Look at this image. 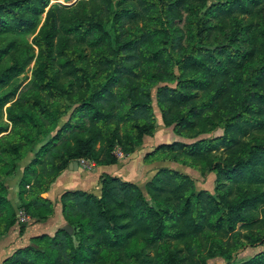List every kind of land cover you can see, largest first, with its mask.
<instances>
[{
	"label": "trees",
	"instance_id": "1",
	"mask_svg": "<svg viewBox=\"0 0 264 264\" xmlns=\"http://www.w3.org/2000/svg\"><path fill=\"white\" fill-rule=\"evenodd\" d=\"M51 1L59 0H0V34H35L48 7L30 44L10 40L0 47V63L14 57L3 67L0 84L34 59L26 86L34 96L7 110L14 137L0 145V170L12 166V154L22 158L39 134L55 127L67 104L76 107L43 147L45 176L35 175L39 184L82 158L98 166L137 162L140 144L155 133L152 89L164 83L155 101L165 126L174 123L178 134H223L163 143L160 149L186 150L202 165L200 174L206 168L219 185L198 188L191 175L169 166L158 167L142 185L102 173L99 197L69 187L61 193L65 213L72 210L84 222L82 229L90 230L77 249L69 233L58 230L50 238L36 237L51 248L40 251L34 243L6 264H85L103 250L120 251L114 264H206L214 256L229 260L263 245L264 171L256 168L264 170V0L208 6L207 0H78L71 6ZM13 96L14 91L0 97V108ZM115 145L122 159L114 156ZM218 150L227 160L214 157ZM151 155L143 161L150 163ZM159 174L170 176L161 193L169 185L174 195L155 210L143 194L153 191ZM224 180L231 184L226 187ZM33 193L34 207L51 206L47 195ZM25 207L35 216L29 202ZM2 223L8 229L12 222L6 216ZM138 234L156 248L153 255L127 248ZM241 264H264V251Z\"/></svg>",
	"mask_w": 264,
	"mask_h": 264
},
{
	"label": "rangeland",
	"instance_id": "2",
	"mask_svg": "<svg viewBox=\"0 0 264 264\" xmlns=\"http://www.w3.org/2000/svg\"><path fill=\"white\" fill-rule=\"evenodd\" d=\"M78 0H59V1H51L50 5L54 3H60L62 5L71 6L74 5ZM218 0H207L206 6L210 5L211 3L217 2ZM48 7L44 9V12L40 16V22L36 29L38 32L40 26L43 24L46 16V11ZM204 8L202 9V11ZM35 32V34H36ZM35 34H25V33H16L10 32L5 34H0V47L6 45L10 40H15L19 43L24 42L30 44L32 38ZM36 53V50H35ZM16 56H19L18 54ZM12 60H14L12 56H5L3 61L0 63V75L2 73L3 67L10 65ZM34 65V59L24 68V70L13 77L5 84H0V97L4 96L6 93L14 91V96L7 102L2 108H0V129L4 130L0 132V145L6 144L7 146L13 139L14 127L11 121L7 118V110L13 103H19L25 101L26 99L33 97L34 93H29L27 89V85L32 78V70ZM66 81V79L64 80ZM164 85V83L158 84L156 87L152 89V107L155 117V133L152 136H147L144 138L142 143L140 144L139 148L142 150V160L139 162L137 174L132 175L130 178L132 181H138L142 185L143 181L152 175H156L158 172L156 169L160 166H169L170 168H175L180 171L186 172L192 176L195 180V184L198 188H205L208 190H212L213 187L219 185V183L213 180L214 174H206L208 171L206 168L203 171L204 174H200V168L202 167L201 164L187 156L186 150H178V151H165L160 149L163 143H172L174 141H178L181 143H188L193 140L203 139V138H211L216 137L223 134L222 129H217L210 133H185V134H178L174 131V123L165 126L163 124V117L162 111L159 108L158 104L155 101V93L159 86ZM169 86H175L174 84H167ZM76 105L67 104V106L63 109V112L57 119V125L51 128L46 133H41L37 136V140L32 144L29 151H27L22 158H16L15 154H12L11 160V167L10 166H3L0 170V183L3 184L4 189L0 188V197H1V206H0V240L7 239L10 237L13 239L12 244L8 247H5V255L0 258V264H6L5 260L9 257H12L15 252L25 247H30L34 243H39L37 248L40 251L45 250L44 247L51 248L49 241L43 242L44 240L37 239L36 237H41L46 235L47 237H53L58 230H63L68 232L67 230L63 229V227L67 226L71 229L69 233L71 237V243L73 249H77L78 246L81 245V239L84 235L90 233L88 228H83L84 222L78 219L77 215H74L71 212L67 215L68 212L63 208V201L61 200V193L65 190L63 187L56 186V181L61 176L68 175L70 170L68 168L63 169L55 174V176L51 179H46L45 183L39 184L36 181L35 175H43L45 173L42 171V164L40 160L44 156L43 147L44 145L49 142L59 127L65 123ZM187 135V136H184ZM99 146V143L96 147ZM41 151V152H40ZM152 153L149 156L148 160L150 163H146L143 161L144 155ZM113 154L116 159H122L125 155L120 151L119 146L115 145L113 149ZM214 157H220L219 160H227L225 158L226 154L223 151H215L213 153ZM73 163H71L72 165ZM70 165V167H71ZM78 169H92L97 167V162L93 160L82 158L78 160ZM145 165V166H144ZM69 167V166H68ZM69 167V168H70ZM144 168L147 169L146 175L142 174ZM258 171H264L261 166H257L256 168ZM201 171V170H200ZM111 175V174H109ZM111 176H118V175H111ZM120 177V176H118ZM169 174H159L155 183V186H152L153 191L148 190V192H144L143 189V201L150 207H153L155 210H161L165 208V203L170 202L168 197L174 195V191H172L173 187H167L161 193L160 189L168 184ZM150 179V178H149ZM148 179V180H149ZM24 181L26 183H24ZM231 182V181H230ZM229 181L224 180L223 183H227L226 187H228L231 183ZM230 183V184H229ZM241 184H249L243 181ZM35 185L34 189L32 186ZM56 186V187H55ZM251 186V185H250ZM253 186V185H252ZM59 189H58V188ZM170 188V191L168 190ZM264 189V187H261ZM58 189V190H57ZM74 189H83L89 190L86 187L78 186ZM33 190L42 193L41 195H47L46 198H49L51 201L50 207H34V193ZM101 185L96 184L93 188L89 191L95 194L96 196H100ZM165 191L170 192L169 194L165 195ZM30 203V212H33L35 216H30L27 213L25 203ZM38 208L40 209V213L43 212L45 215L44 218L39 216ZM259 210V208H258ZM7 217H9V221L12 222L11 226L8 229H4V224L2 221ZM24 225V230L21 231L20 228ZM9 239V238H8ZM178 240L170 241V244H173ZM165 242L161 240L160 243ZM180 246V243L178 242ZM75 247V248H74ZM77 247V248H76ZM129 250L133 252H148L149 255H153L156 251V248L153 247L151 244L145 243L143 241L142 235L138 234V236L132 240L127 247ZM102 250V249H101ZM100 250V251H101ZM264 251V244L261 246L256 247H248L242 252L233 256L232 259H226L221 256H214L206 261V264H241L245 260L252 257L254 254ZM81 252V250L79 251ZM82 252H85L82 249ZM120 251L112 252L111 250H103L101 251L98 260L92 261L90 263L85 264H104L107 262L108 264H114V259L117 255L120 256ZM119 253V254H118ZM123 253V252H122ZM98 256V255H97Z\"/></svg>",
	"mask_w": 264,
	"mask_h": 264
},
{
	"label": "crops",
	"instance_id": "3",
	"mask_svg": "<svg viewBox=\"0 0 264 264\" xmlns=\"http://www.w3.org/2000/svg\"><path fill=\"white\" fill-rule=\"evenodd\" d=\"M141 160L142 159H138L137 162H135V160H120L119 163L116 165L97 166L92 168L91 170H87V169L79 170L78 165L75 166L74 164H72L70 168L68 167L70 173L68 175L59 177V179H57L56 181L57 184L56 186L58 187L61 186L63 188H67V187L76 188L78 186H81V187H86L87 189L89 188L90 190L96 184H98V178L102 173L118 175L125 180L132 181L130 178L132 177V175L137 174L138 165ZM147 169L149 168H144L142 174L146 175ZM149 178H151V175L150 177L146 178L144 181H147ZM133 182L140 184V182L138 181H133ZM12 241L13 239L10 237H7V239L4 240H0V258H2L5 255L4 249L5 247L11 245Z\"/></svg>",
	"mask_w": 264,
	"mask_h": 264
},
{
	"label": "water",
	"instance_id": "4",
	"mask_svg": "<svg viewBox=\"0 0 264 264\" xmlns=\"http://www.w3.org/2000/svg\"><path fill=\"white\" fill-rule=\"evenodd\" d=\"M73 164L75 166H77V163L76 162H74ZM70 165H71V163L69 164V167H70ZM63 229L67 230L69 233L71 232V229L69 227H67V226L63 227Z\"/></svg>",
	"mask_w": 264,
	"mask_h": 264
},
{
	"label": "flooded vegetation",
	"instance_id": "5",
	"mask_svg": "<svg viewBox=\"0 0 264 264\" xmlns=\"http://www.w3.org/2000/svg\"><path fill=\"white\" fill-rule=\"evenodd\" d=\"M87 170H91V169H87ZM122 178V177H121Z\"/></svg>",
	"mask_w": 264,
	"mask_h": 264
}]
</instances>
